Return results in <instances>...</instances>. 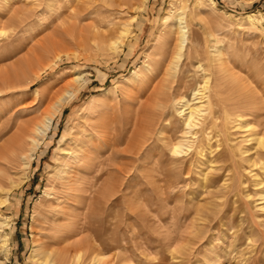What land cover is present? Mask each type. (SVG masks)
I'll use <instances>...</instances> for the list:
<instances>
[{"label": "rangeland", "instance_id": "374dc122", "mask_svg": "<svg viewBox=\"0 0 264 264\" xmlns=\"http://www.w3.org/2000/svg\"><path fill=\"white\" fill-rule=\"evenodd\" d=\"M183 1L188 6L185 19L189 31L202 42L194 44V49L199 48L200 53L190 49L193 54L190 60L195 65L189 68L186 85L178 90L167 86L176 84L177 70L153 77L149 57L154 55L155 35L164 26L165 17L177 10L180 0H148L137 13L134 9L133 13H125L124 18L132 14L136 17L133 31L124 38L120 49L108 44L98 45L95 41L84 45L80 41L86 25L100 15L99 11L91 14L92 18L77 20L78 25L71 30L73 33L66 34L62 30L73 20L68 16L70 9L66 10L65 6L66 9L63 6L59 9L58 15L51 16L49 0H19L6 8L0 2V145L7 144L20 125L39 123L67 89L76 93L54 115L27 170V178L11 189L6 204L0 203V222L4 223L0 232V264H45L44 260L50 264L58 257L59 250L81 239L83 247H70L71 257L76 256L75 264H264V242L257 239L260 228L264 229V210L255 211L256 200L248 205L256 222L233 210L222 219L224 210H220L219 201L221 204L227 197L219 195L217 189L224 175L205 174L208 164L200 163L187 176L185 170L173 185L174 177L168 171L172 167L171 156L169 148L163 144L164 137L177 141L180 135L183 118L177 115V108L181 103L173 98L178 96L179 99L183 94L188 98L190 83L191 86L202 83L206 72L200 65L211 63L208 50L216 55L218 74L211 78L207 91L211 92L213 87L220 89L225 101L222 103L209 93L212 102L209 118L217 121L218 115L234 117L243 113L250 122H264V0ZM34 2L37 3L34 5ZM19 6L30 10L27 21L33 20L31 23L17 25L12 21V10ZM204 45L206 48L201 47ZM55 53L60 55L56 57ZM134 70L138 71L135 75ZM156 85L160 86L161 93L152 97ZM228 86H238V98L253 97L255 105L249 107H257V110H251L250 114L249 107L234 108L230 104L234 96L226 92ZM160 100H165V108ZM158 111L162 118H158L157 123L148 121L149 114ZM102 122L105 123L102 132L120 140L112 147L100 142L96 148L86 147V151H103L100 154V159L104 160L103 179L99 182L106 186L102 184L100 200L92 201L101 184L98 182L96 186L94 182L96 173L80 172L79 177L85 179L89 192L84 193L85 197L77 196L74 204H68L67 216L59 217L64 227L61 230L68 228L78 232L59 241L55 237L58 229L49 226L54 216L47 205V192L53 191L59 179L60 163L68 156L72 136L86 123L100 126ZM235 135L240 138L242 130ZM131 139L133 151L128 147ZM153 141H156L155 146ZM114 149L120 151L116 158L112 157ZM0 160V179L1 182L5 179L2 184L8 186L11 179L19 178L21 170L13 157ZM3 196L1 189L0 197ZM44 216L51 217L48 220ZM199 227H205V233H197ZM5 234L6 245L2 242ZM85 243L95 249L90 247V250V245L87 248ZM37 244H41L40 247ZM95 253L99 254L97 262L92 259Z\"/></svg>", "mask_w": 264, "mask_h": 264}, {"label": "bare ground", "instance_id": "6f19581e", "mask_svg": "<svg viewBox=\"0 0 264 264\" xmlns=\"http://www.w3.org/2000/svg\"><path fill=\"white\" fill-rule=\"evenodd\" d=\"M1 1L4 7L6 8L8 6H11L12 4L14 5L19 0H0V2ZM49 1L50 3H47V6L50 9L51 13L49 12L50 13L49 15L51 16H53L54 14L58 15L59 9L62 6H63L62 7L63 9H66V8H67L66 10L70 9L68 16L70 20H73V22L68 21V19L66 20L68 21V24L66 22L67 27L62 30L66 34H69L72 32L71 30H73V28H75L76 25H78V21L80 22L86 18H89L90 16H91L90 18H92L91 14H94L99 11L100 15H97L96 18H93L92 21L88 25H86V31H84L85 29L83 28V31H84L83 33L85 34L83 33L81 34L82 36L80 38V41L84 43V45L85 44L89 45L91 41L97 42L98 45L108 44L110 47L114 49L119 48L123 44L124 38L128 35V33L130 34L133 31V22L135 20L136 15L132 14L129 17L124 18V14L129 13L130 11L133 13L132 11L133 9L135 10L134 12L137 13L136 12L137 9L141 10L142 8H144V6L148 2V0H49ZM211 1L215 3L214 0H211ZM36 3L34 2V5ZM15 6H18V5L16 4ZM22 6L24 7V5ZM64 6L66 8H64ZM187 7L188 6H186V3L183 0H180V4L178 5L177 8H175V10L176 9L177 10L173 11L172 13H169L165 17L164 26L161 28L159 34L157 36L155 35L154 43L156 44H154L155 46L154 55H150L149 57V61L150 63H152V67H153L152 68L153 77L157 76L158 78V76L161 73L169 75L170 71L177 70L178 73L173 71L175 72V74H177L176 84L174 80L172 79V82H174V85L173 84L167 85L169 88L174 87L172 89L176 88L177 90L180 87H183V85H186V79H188L186 76L190 74L188 73L190 72L189 68L195 65V64L192 65L191 60H190L191 54H192L190 49L191 50L194 49L195 43L200 44L202 42V41L200 42L201 39L199 36H197L196 38H193L192 34L194 33L192 32L191 34V32L189 31V27L185 19V11ZM29 8L31 9L33 8V6L32 7L30 6ZM12 11H13L12 21L17 25H20L22 23L29 24L33 21V20L27 21L31 15V14L29 15L30 10L28 8L21 9L19 6L17 8H14V10ZM187 15L189 14L187 13ZM252 18H255V17H252ZM51 43L53 44V42ZM45 45H48V44H45ZM47 47H45L46 50L49 49V47L48 48ZM201 47L203 48L205 47V45ZM194 50H196L195 52L200 53L199 48L194 49ZM214 50L215 49H213V51ZM59 55H60L59 53H55L56 57ZM207 57L210 59V62L212 64L210 63L209 65L206 64L207 66L206 65L203 66L200 63L201 64L200 66L202 67L200 68L206 72V73L203 72L205 73L206 76L204 75L205 78H203L202 83L196 84L195 83L196 81H195L194 83L196 85H193V86H191L192 84L190 83V86L188 87H189V90L191 88L190 90L191 95H188V93H185L188 95V98H186L187 96H184V94L181 95L179 99L177 98L178 96H175L173 98L176 103L177 102L181 103L180 107L177 108V115L183 118V125H182L183 127L180 131V135L178 136L177 141L171 140V137H167V136L163 138V140H165L163 144H165V146L169 148L168 151H169V155L171 156L169 158L170 159L169 164L172 165V167L169 168L170 167L169 166L168 171H169V174L174 177L173 178L174 179L173 185H174L176 181L182 177V173L185 170L187 171L186 172V176H187L194 169L198 168L200 163L203 165L208 164L209 170L205 174L209 175V172H211L213 176H214V173H218L219 175H224L223 182L219 183L220 187L219 189H217L219 195H226L225 197H227V199L225 200L222 199L223 202L221 204H220L221 201H219V206H221L220 210L221 211L224 210L221 216L222 219L227 218L226 217L227 213L233 210L234 213L237 212V213H241V215L244 214V218L246 217L247 219L255 221L257 219L254 218L253 214L249 210L248 205L250 201L256 200L255 202L257 203L253 207L255 211L264 210V122H262L261 120H259L261 122H254V121L250 122L247 119H245L246 116L244 117L243 113L242 114L239 113L234 117H232L233 115L232 116L218 115L217 121L211 120L209 118L210 109L212 105L209 93H211V95L214 98H218V100L220 99L219 101H221L222 103H225V101L223 100V97H222L224 93L220 91V89H216L213 87L211 92L207 91L209 83L212 80L211 78L214 77L216 74H218V66L217 64H215V62H218V61H216L217 59H216L215 53H211L208 50ZM180 60H182L181 66L177 68L178 65H180L178 64ZM198 67H199V64H198ZM134 72H133L134 75L138 73L137 70H134ZM175 74H172V75H175ZM79 78H80V75L76 77V79H79ZM162 80L164 81V79ZM159 87H160L159 85H156L154 87L153 92H152V97L159 92L161 93ZM234 87L235 86H228V88H226L227 94L229 95V93L232 92V95L235 97V98L233 97L232 100L230 99L231 101L230 104L234 108L235 107L239 108V106L241 107L244 106L248 108L249 106L254 104L253 103L254 99H252L253 97L250 98L252 99V101L250 99L242 98L243 96L241 98L240 97L238 98V96L236 97V90L238 86H236L235 88ZM186 89L184 90L186 91ZM175 92H179V91H175ZM75 94H76L75 91L67 89L66 92L63 95H61L58 98V100L55 101L54 109L50 112H47L39 123L35 122L34 124L30 125V122H29L28 124L26 123L27 125L26 124L20 125L19 130H17L18 132L16 131L17 133L15 134V136L12 137V139L9 142L7 141L8 142L7 144L5 142V145L4 144H2V146L0 145V158H7L8 156L13 157V160L16 161V163L19 165V168L21 170V175L19 176V178L15 180L11 179V184L8 186H3L2 183L5 179L2 182L0 179V190L2 189V192H4L5 194V196L0 197V203L6 204L5 202L9 201L8 194L11 191V189H13V187L15 186L21 185L23 181L27 178V175H28L27 170H29L31 166V161L34 158L37 148L39 147L41 141L44 139V136L47 134L48 130L50 129L52 125L54 115L57 112H60L63 109V107L75 97ZM164 101L162 102L164 103ZM149 104L147 106H149ZM163 106L165 108L166 102L164 103ZM254 108L253 109L252 107L248 108L250 109V114H251V110H257L256 109L257 107L255 109ZM145 110L146 109H144V112ZM224 112H225V109H224ZM161 114L159 113V111L157 113L151 112V114H149L151 117L149 116L148 121H150L151 123H157L158 121L157 119L162 118L160 117ZM104 124L105 123L102 122L99 124L100 126H98V125H94V123H86L84 125L85 126L84 128L78 129L76 131V133L72 136L69 142L71 144L70 145L68 144L70 146L69 153L67 154L68 156H66V158L64 157L65 159L60 163L59 179L55 182L53 191L47 192V195L49 196V199H48L49 203H47V205H48V208H51L53 212V216H54V218H52L51 222L49 223L50 224L49 226L50 228H54L55 226V228L58 229L57 230L58 236H55V237H57V240L59 241L61 240L65 241L71 236H74V234L78 232V230L76 232L71 229L67 230L68 228L61 230L64 227H62L61 223H59L60 221L59 217L60 215H63L64 217L67 216L68 204L69 205L74 204L77 196L79 195H82L83 197H85L84 193L88 191V187L84 185L85 179H81V177H79L80 172L85 171L88 174L96 173L94 175V182L96 186L99 185L97 183L103 179L102 176H103V171H104V163H103L104 160L100 159V154L103 151L97 150V152L95 151L96 153H90L89 151H86L87 150L86 147H89L90 149L94 147L96 148L97 144L100 142L106 143L108 146L112 147L113 145H115L116 142L118 143V141L120 140L119 138H114V137L109 138L108 133H103L101 128L105 126ZM97 127H100V128L98 129ZM137 128L139 129V127ZM140 129L142 128L140 127ZM239 130H242V133H243V135L240 138H238L235 135L236 132ZM155 142L156 141H153L152 145L155 146L154 144ZM129 143H128L129 150L133 151V147H134L133 139H131ZM119 152H120L119 150L114 149L112 157L116 158ZM63 174H66L67 176H63ZM244 177H245V180H244ZM205 181L207 182V175L205 177ZM101 185H99L97 190H95L94 195L92 197L93 198L92 201H98V199L100 198L103 192V185L102 186ZM229 196H230V200H228ZM70 200H73V201H70ZM214 209H215V206H214ZM48 211L51 212L50 210H47V212ZM217 211L218 210H216V212ZM209 212L212 213L211 211ZM48 213L46 214L49 215ZM50 217L51 216H49L48 218ZM210 217H212V215ZM48 218H45V219H48ZM1 222H0V232H3L2 225L4 223H1ZM202 223H204V221ZM198 230L199 231L197 233L200 232L199 234L201 235L205 233L206 228L202 227L200 229L199 227ZM260 231H261L260 232L261 234L259 235V237H257V239L260 240L259 242L261 243V242H264V229L262 230L260 228ZM48 235L46 237H48ZM3 237L4 238L2 242L3 244H5L7 243L6 234L3 235ZM197 238L199 239V237ZM174 239L177 240L176 238ZM81 241L79 240V242H75L74 244L72 243L64 247L63 249H61V251L59 250L58 257L55 259V261H52L50 264H75L73 261L76 258V256L71 257L70 247L71 245L75 247H78V245H81V247H83L84 244L82 246ZM89 243L87 244L88 246L90 245ZM40 245L41 244H37L38 247H40ZM87 245L85 243V246L88 248ZM90 247L95 249L93 245H90L89 248ZM92 248H90V250ZM38 249L39 248L35 249V252H37ZM98 255L95 253V255L92 256V259L95 260L96 262L99 260ZM77 257L79 258L80 254H77ZM46 261L47 260H44L43 263L47 264Z\"/></svg>", "mask_w": 264, "mask_h": 264}]
</instances>
